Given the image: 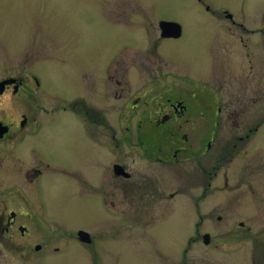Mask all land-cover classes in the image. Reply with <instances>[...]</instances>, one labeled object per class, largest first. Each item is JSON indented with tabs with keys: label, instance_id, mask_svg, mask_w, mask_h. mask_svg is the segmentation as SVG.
<instances>
[{
	"label": "flooded vegetation",
	"instance_id": "obj_1",
	"mask_svg": "<svg viewBox=\"0 0 264 264\" xmlns=\"http://www.w3.org/2000/svg\"><path fill=\"white\" fill-rule=\"evenodd\" d=\"M147 3L150 22L155 23L153 25L158 30L159 41L151 48L148 46L146 52L143 51L148 53L147 56L136 58H142L145 64L156 63L158 70H161L166 62L182 59L165 53L162 46L169 40L180 41L186 31L185 25L176 18H164L156 13L157 9L161 10L160 3L171 4V0ZM188 4L193 5L199 14L202 12L209 17L208 25L212 26V30H221L228 38L233 29L244 30L247 27L240 22V18L236 22L235 12L227 5H216L214 0H188ZM238 5L241 6L240 2ZM162 24L170 25V35H163ZM261 26L264 27V20ZM235 42L237 45L233 47L231 41L225 40L220 50L224 56H238L236 64L231 60L225 61L226 59L212 61L217 68L214 73L217 80L214 82L176 74L166 68L156 73L151 70L152 65L148 67L150 74L122 72L125 73L123 79L107 78L106 63L100 92L86 78L71 79L70 82H79L86 94L60 101L55 97L57 94L49 96L51 92L43 88L35 74L25 75L22 72L16 76L8 74L1 77L0 263L7 262L4 253H18L27 264H37L33 254L47 252L45 248L50 241L61 245V242L69 240L83 248V251L76 249V255L80 259L78 264L81 261L83 264H108L111 259L105 250L107 242L102 243L108 239H96L95 232L93 234L80 226H68L64 233L57 232L56 226V233L49 237L43 236L45 238L39 243L35 242L38 239L26 240L28 225L42 227L47 224L45 220L49 221L41 203V183L47 186L56 181V187L78 192L79 198L84 195L88 206L103 213L105 223L107 217L113 215L125 218L130 224H139L147 219L145 223L150 226L156 224L158 201H163V204L158 202L161 204L158 215L160 220H165L167 208L172 206L168 202L177 200L181 191L179 195L184 196L183 192H189L191 185L187 183H192L195 178L192 174L179 171L183 168L176 172L185 174L186 183L181 186L180 191L166 194L159 181L157 184L153 168L144 170L138 166L131 167L120 157L109 164L107 149L97 142L102 144L108 137L115 143V148H118V154L124 152L127 145L142 160L160 166H170L171 159L186 167L191 166L194 161V172L198 173L199 180L197 187L201 188V195H190L193 199L189 197L190 201H184L187 205H194L196 212V227L193 233L190 229L191 236H184V242L187 244L194 236L203 246H209L211 241L216 240L214 250L217 252L225 256L237 253V250L229 249V246L218 244L226 239L245 240L247 235H252V227L245 221L249 220L247 212L251 209L246 210L247 206L244 208L245 205L240 204H253L255 208L264 209V148L260 159L255 162L251 154L252 148L257 144L264 145V40L250 41L238 37ZM218 44L207 39V48ZM255 49L260 50L261 54H255ZM122 50L127 52L132 49ZM138 62L133 59V63ZM135 68L136 65L133 69ZM116 75L121 76L120 72ZM109 85H118L120 89L116 93L108 92ZM173 86L180 87L181 93L176 94L178 89ZM157 87H162L164 92H157ZM94 92L98 95L93 97ZM157 93L163 94L165 103L156 115L149 111V107L154 103ZM17 96L21 103L18 109L12 105V99ZM109 96L115 102V120H110L112 116H108ZM40 114L53 125V136L41 138L44 122ZM173 124H178L177 128L193 129V136H189L186 131L179 138L176 129L173 131L176 128ZM111 128H116L120 133ZM74 132H77V136ZM159 133L171 136L164 145L156 137ZM116 134L119 135L118 138ZM227 135L229 137L226 140ZM93 146L103 149V153H97ZM240 154L244 157L243 165L234 174L231 168ZM210 159L212 162L207 163ZM202 178H206L205 188L201 186L204 182L201 181ZM217 181L219 185L215 183ZM240 191L244 193V202L223 201L228 208L234 210L233 220L240 231L214 232L210 225L211 219L225 221L220 214V209L225 207L217 202H208V197L213 198L216 193ZM238 206L244 208L245 213L241 211L237 215L240 212ZM188 224L193 225V222L190 220ZM101 231L98 232L99 235ZM82 233L88 235V243L82 241ZM98 242H101L100 248H96ZM63 246L65 245H61V248L54 246L52 251L59 253ZM190 251L187 248L182 250V256L188 259V264H196ZM237 259L238 257L234 258L233 262H238ZM253 264L258 263L253 261Z\"/></svg>",
	"mask_w": 264,
	"mask_h": 264
},
{
	"label": "rangeland",
	"instance_id": "obj_2",
	"mask_svg": "<svg viewBox=\"0 0 264 264\" xmlns=\"http://www.w3.org/2000/svg\"><path fill=\"white\" fill-rule=\"evenodd\" d=\"M147 1L155 0H0V78L8 74L16 76L22 72L25 75L26 73L35 74L43 88H47L51 92L49 96L57 94L55 97L60 101H68L78 95L86 94L85 90L79 86V82L73 81L75 86L72 87L71 79L86 78L91 85H94V88H97V92H100L106 63L108 66L107 78L123 79L125 73H148L151 70L158 73L166 68L176 74H186L214 82L217 80L214 77L217 68L213 66L212 61L218 62L226 59L225 61L231 60L234 64L238 61V56L235 54L229 56L221 54L220 47L225 40L231 41L233 47H236L235 41L238 40V37L250 41L264 40V27L261 26L264 20V0H214L216 5L229 6L235 12L236 22L240 18V22L247 25L244 30L233 29V34H229L230 39L225 32L212 30V26L208 25L209 17L202 12L199 14L193 5L188 4V0H171V4L160 3L161 10L157 9L156 13L164 18L178 19L185 25L186 31L180 41L169 40L162 46L165 53L182 59L166 62L161 70H158L156 63L149 65V63L145 64V60L142 58L141 60L136 58L141 55L147 56L148 53L144 52L148 46L151 48L154 43L159 41L158 30L153 25L155 23L150 22ZM238 2L241 6L238 5ZM207 39L219 44L207 48ZM122 49L132 50L125 52ZM255 54L260 55L261 51L255 49ZM133 59L139 62L133 63ZM135 65L136 68L133 69ZM151 65L153 67L150 70L148 67ZM117 72H120L121 76H117ZM122 72L125 73L122 74ZM173 88L178 89L176 94L181 93L180 87L173 86ZM119 89L118 85L108 86V92L111 93H116ZM156 90L159 93L164 92L162 87H157ZM159 93L156 94L154 103L149 107V111L156 115L165 103V97ZM92 94L93 97L98 95L95 92ZM18 98L17 96L12 99V105L17 109L21 104ZM113 104L115 102L109 96L107 108L108 116L110 118L112 116L110 120H115L116 111ZM252 106L254 105L252 104ZM40 117L44 122L41 138L53 136V125L45 119L44 115L40 114ZM172 126L176 127L173 131L176 129L179 138L182 132L186 131L189 132V136H193V129L177 128L178 124ZM73 128H75L74 124ZM111 129L120 133L116 128ZM108 134L110 136L109 131ZM74 135L77 136V132H74ZM118 136L116 134L117 138ZM156 137H159L161 139L159 143L164 145L171 136L159 133V135L156 134ZM228 137L229 135L225 136V139L227 140ZM97 142L107 149L109 164L116 162V157H120L124 161L126 160L131 167L138 166L144 170L153 168L157 184L159 181V185L166 194L176 190L180 191L181 186L186 183H184L185 172L189 175L192 174L195 181L187 183L191 185V188H189V192H183L185 196L179 195L181 191L177 200L173 199L168 202L172 203V206L167 208L165 220H160L161 217L158 215L163 201H158L161 204L157 202L154 226L147 225L145 223L147 219L139 224H130L126 222L125 218L113 215H109L107 223H105L103 213L99 209L96 210L88 206L84 195L79 198L78 192L56 187L58 183L56 181L53 182V185L47 186L41 183V203L49 221L45 220L47 224L42 227L34 224L28 225L27 241L38 239L35 242L39 243L46 236L49 237L56 233L57 227V232L64 233L68 230V226L70 228L80 226L93 234L95 232L94 238L96 239L103 237L108 239L102 242H107L105 250L111 256L108 264H188L186 261L188 259L182 256V250L186 248L191 250L190 255L197 261L196 264H253V261L264 264V209L255 208L253 204H240V206L245 205L244 208L247 206L246 210L251 209L247 212L249 220L245 221L252 227L253 233L250 236L247 235L245 240L226 239L218 244H224L225 247L229 246V249L237 250V253L231 256H225L214 250L216 240L211 241L209 246H203L202 242L193 236L186 244L184 236L187 234L188 237L191 236L190 231L192 230L193 233V229L196 227L194 225L196 212L194 205H187L184 201L189 200V197L193 199L190 195H201V188L197 187L198 173L194 172L196 170L195 162L192 161L191 166L186 167L183 163L176 164L175 160L171 159L170 166H160L142 160L136 151L130 150L131 148L127 145L125 147L130 151L125 149L124 152L118 154V148H115V143L109 137L102 144L100 141ZM263 146V144H257L252 148L253 162L260 159ZM93 148L97 153L104 151L95 146ZM243 161L242 154L238 155L231 168L234 174H237ZM206 162L211 163L212 159ZM180 168H183V170H179L183 171V174L176 172ZM257 168L260 167L257 165ZM201 181H204L201 186L205 188L206 178H202ZM211 198L208 197L207 201L217 202L225 207L220 209V214L223 215L225 221L218 222L211 219L210 225L213 231L216 233L240 231V228L238 229L236 226V221L233 220V209L228 208L226 202L223 201L244 202V193L241 191L216 193L215 197ZM184 205L185 208H188L185 209ZM244 208L238 206L240 212L236 214L240 215L241 211L245 213ZM17 211L19 212V210ZM218 212L217 214H219ZM187 219L189 220L186 222ZM190 220L193 225L188 224ZM210 225L208 224L209 227ZM100 231L101 237L98 234ZM23 242H25L24 239ZM99 244L101 242H98L96 248L101 247ZM61 245L65 246L59 253L52 251L54 246L61 248ZM61 245L50 241L45 248L47 252L39 254L40 256L33 254L34 262L37 264H78L77 261L79 262L80 259L76 255V249L83 251V248L72 240L63 241ZM4 256H6L7 262L2 260L3 262L0 264H27L18 253L11 255L4 253ZM235 256L238 257V262H233ZM80 264L83 262L81 261Z\"/></svg>",
	"mask_w": 264,
	"mask_h": 264
},
{
	"label": "water",
	"instance_id": "obj_3",
	"mask_svg": "<svg viewBox=\"0 0 264 264\" xmlns=\"http://www.w3.org/2000/svg\"><path fill=\"white\" fill-rule=\"evenodd\" d=\"M169 24H162L161 27H162V32H163V35L167 36V35H170L171 31H170V28H169ZM82 241L83 242H86L88 243L89 240H88V235L85 234V233H82Z\"/></svg>",
	"mask_w": 264,
	"mask_h": 264
}]
</instances>
